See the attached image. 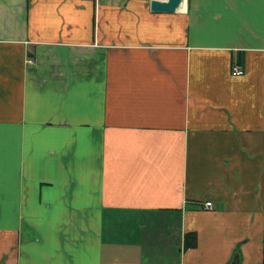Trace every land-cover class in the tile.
<instances>
[{"label": "crops", "instance_id": "0c3cea01", "mask_svg": "<svg viewBox=\"0 0 264 264\" xmlns=\"http://www.w3.org/2000/svg\"><path fill=\"white\" fill-rule=\"evenodd\" d=\"M149 3L0 0V264H264V0Z\"/></svg>", "mask_w": 264, "mask_h": 264}, {"label": "water", "instance_id": "95a60500", "mask_svg": "<svg viewBox=\"0 0 264 264\" xmlns=\"http://www.w3.org/2000/svg\"><path fill=\"white\" fill-rule=\"evenodd\" d=\"M183 0H150L149 8L152 13L156 14H173L175 13Z\"/></svg>", "mask_w": 264, "mask_h": 264}, {"label": "built area", "instance_id": "2783aa9c", "mask_svg": "<svg viewBox=\"0 0 264 264\" xmlns=\"http://www.w3.org/2000/svg\"><path fill=\"white\" fill-rule=\"evenodd\" d=\"M28 64H31V61H28ZM243 74V70L240 69L237 66L232 67L231 75L232 76H241ZM202 209L205 211H211L212 210V203L211 202H205L202 206Z\"/></svg>", "mask_w": 264, "mask_h": 264}, {"label": "trees", "instance_id": "16d2710c", "mask_svg": "<svg viewBox=\"0 0 264 264\" xmlns=\"http://www.w3.org/2000/svg\"><path fill=\"white\" fill-rule=\"evenodd\" d=\"M190 236H191V235H190ZM190 236H187V242H189V239H190L189 237H190ZM192 238H193V236H192Z\"/></svg>", "mask_w": 264, "mask_h": 264}]
</instances>
